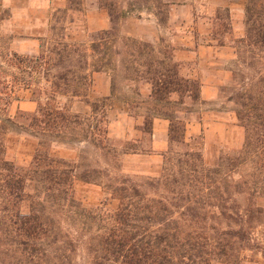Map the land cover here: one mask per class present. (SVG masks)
I'll return each instance as SVG.
<instances>
[{"label": "trees", "instance_id": "trees-1", "mask_svg": "<svg viewBox=\"0 0 264 264\" xmlns=\"http://www.w3.org/2000/svg\"><path fill=\"white\" fill-rule=\"evenodd\" d=\"M245 26L246 37L240 43L250 52L258 50L264 54V0H247ZM222 28L226 31L227 24ZM116 36L117 29L113 27L96 37L103 40ZM123 49L120 54H124L126 77L130 80L146 77L153 86L141 127L145 141L152 138L154 118H165L170 121L171 141L165 163L168 153L177 147L185 156L198 155L200 165H188L189 161L178 159L179 178L174 179L166 163L161 176L148 178L145 185L149 191L127 177L109 185L118 206L110 218V226L99 224L100 231L83 242L91 264H212L214 261L239 264L241 253L249 248L250 242L245 219L252 213L264 216V208L256 203L264 197V69L245 77L242 92L232 99L240 107L235 113L246 130L241 153L229 158L227 163L209 167L201 153L194 154L186 142L187 119L182 115L193 110L185 104L186 96L192 103H199L200 83L180 75L171 51L156 52L151 44L130 39L123 40ZM91 52L103 51L100 44L94 43L90 49L86 43L70 42L62 34L48 52L33 57L17 54L3 57L8 68L17 69L21 75L28 74L30 79L35 73L49 88L45 91L46 103L41 102L40 96L36 100L39 108L31 127L38 148L32 167L23 168L3 158L0 140V264H76L80 240L64 223L77 205L73 188L78 168L75 163L43 150L52 139L89 142L96 149L112 151L119 157L140 149L129 142H120L123 145L117 147L119 144L108 137L110 98L94 103L88 100L92 86ZM95 70L100 68L95 66ZM9 78H13L7 82L10 93L31 89L32 84L19 76ZM173 93L180 95L179 101L171 100ZM61 97L91 104L93 115L72 113L58 102L51 104ZM100 112L105 118L104 131L98 126L83 128L86 121ZM7 122L11 128L16 126L10 118ZM235 175L240 179L235 180ZM81 180L92 183L87 176ZM238 196L245 198L243 206L239 205ZM25 201L30 204L28 213L22 212ZM104 221L100 218L96 223Z\"/></svg>", "mask_w": 264, "mask_h": 264}, {"label": "crops", "instance_id": "crops-1", "mask_svg": "<svg viewBox=\"0 0 264 264\" xmlns=\"http://www.w3.org/2000/svg\"><path fill=\"white\" fill-rule=\"evenodd\" d=\"M77 1L74 5L73 0H0V5L9 10L7 18H0V42L5 35L10 36L11 54L37 55L40 42L51 32L55 14L67 10L68 41L86 43L90 49L94 43L100 44L101 49L108 46L105 52H91L92 86L88 100L94 103L110 98L107 135L116 144L129 142L140 148L122 156L135 173L160 175L164 156L171 148L170 121L154 118L152 138L145 141L141 127L153 86L146 77L134 80L126 77L124 54H120L125 39L149 43L156 52L171 51L180 75L200 83L199 103H192L186 96L185 104L193 110L182 115L187 119L186 142L192 150L197 139L202 141L200 151L203 150L206 164L209 151H215L216 165L224 150L234 153L243 149L246 130L239 124L233 103L224 100L222 91L234 84V68L239 62L237 44L246 34L247 0ZM223 12L227 14L226 31L222 28ZM113 27L117 29L115 38L96 37ZM3 65L0 54V70ZM95 66L100 70L96 71ZM170 98L176 102L181 97L173 93ZM62 100V107L67 106L72 113L93 115L91 104L85 101L70 102L67 97ZM21 105L31 109L34 106L30 101ZM243 264L259 263L246 259Z\"/></svg>", "mask_w": 264, "mask_h": 264}, {"label": "rangeland", "instance_id": "rangeland-1", "mask_svg": "<svg viewBox=\"0 0 264 264\" xmlns=\"http://www.w3.org/2000/svg\"><path fill=\"white\" fill-rule=\"evenodd\" d=\"M77 2V0H73L74 5H76ZM67 13V10H62L55 14L53 23L50 27L51 32L46 39H42L40 42V50L37 55L42 52H48V50L54 45V41L60 40L62 34H65L64 28L68 22ZM8 16L9 10L0 5V18H7ZM222 16L226 27L227 14L223 12ZM228 29L229 27L227 26L226 30ZM10 39V36L5 35L0 42V54L2 58L13 57L9 51ZM237 49L239 54V62L234 68V84L232 86L225 87L222 91L224 100L227 102L231 101L233 103L232 107L235 111L240 109V107L237 105L236 101L232 99L239 91L242 92V87L244 85L242 84V81L247 76L261 73L264 69V54L260 53L258 50L250 52L245 45L240 43V41L237 44ZM101 50L105 52L108 50V46H105V48ZM121 51L124 52L125 49H122ZM18 56L33 57L22 55ZM3 62L4 70H0V83H2L0 84V128L2 127L5 129L2 131L0 130L1 149L4 151L3 158H6L8 161L13 162L20 167L31 168L33 157L38 148V140L34 136L35 130L31 127L32 119L39 108V102L36 100H39L40 96L42 98L41 102L46 103L45 91L49 88V86L44 80H41L37 74L34 73V76L31 78V80L28 77V74L21 75L17 69L11 67L8 68V65L4 60ZM251 64L253 66L250 67ZM27 72L32 73L30 70H27ZM52 73H55V70H53ZM10 76H19L20 78L26 80V82L31 83V89L28 91L17 89L15 94L10 93V91L6 89L9 86L7 85V82L13 79L9 78ZM117 80L119 81V79ZM62 98L63 97L59 98L56 102L52 101L51 104L55 105L58 102L61 106H63ZM27 101L33 103L34 106L32 109L30 107L22 108L21 103ZM9 118L16 123V126H13V128H11V125L7 122ZM104 120V114L103 112H100L97 116H93L90 121H86V126L83 128L88 129V125L98 126L101 131H104L106 129V123ZM239 124L242 126L241 123ZM73 128H75V126H73ZM79 129L80 128L77 130ZM117 144L119 143L117 142ZM119 146L122 145L119 144L117 147ZM201 148L202 141L197 139L192 151H194V154L201 153L203 161L206 164L203 157V150L200 151ZM43 150H47L54 157H59L65 159L68 162L75 163L78 168V177L75 180L73 188V194L77 205L70 210V218L66 220L64 227L71 230L74 235L79 237L78 239L80 240V248L75 263L91 264L92 259L84 250L83 242L85 243V241L91 238L93 234L99 232L100 230L98 229H100V227L110 226V218L113 216V213L116 211L118 206V202L113 198L108 186L116 182V179L127 177L131 181L142 185L146 191H149V188L145 185L148 181V178L161 176L163 168H161L159 176H148L141 173L137 174L133 171L131 166L123 162L122 157L115 156V153L112 151L111 153H107L109 150L102 152L96 149L89 142H75L70 141L69 139H52L49 143V146L47 148H43ZM240 153L241 150L234 153L224 150L219 156V159L216 161L217 164L215 165V151H211V153L209 151V160L207 164H214L213 166H217L219 162L227 163L229 158L237 157ZM167 157L168 159L166 161V166L168 169L172 170L171 172L174 179L179 178V168L176 166L178 159L182 158V160L189 161V163H187L188 165H200V157L198 155H196V157H192L191 155L185 156V154L181 151V148L177 147H175L171 153H168ZM166 163L164 160L162 167L165 166ZM183 167L188 171L190 170L189 166L187 167V165H184ZM82 176H87L89 179H91L92 183H86L85 181H82ZM234 179L239 180L240 177L235 175ZM30 192L31 188L29 187L28 193ZM237 201L241 206L245 204L244 197L238 196ZM256 203L260 207L264 208V197L257 199ZM29 205L30 204L28 201H25L22 204L23 213L29 212ZM92 218H95V220L93 221ZM100 218L105 220L104 223H96V221H98ZM73 219H75V221ZM245 221H247L246 230L248 232L250 242L249 248L245 249L241 253L239 264H243V261L246 259L250 260L252 263L257 260L259 264H264V216L252 213V215L245 219ZM245 221L243 219V226L245 225ZM228 223L232 225V223ZM99 224H101L100 227ZM214 262L223 263L221 261Z\"/></svg>", "mask_w": 264, "mask_h": 264}]
</instances>
